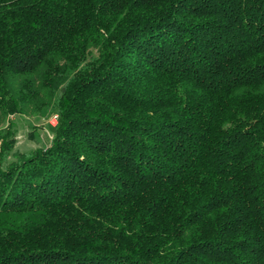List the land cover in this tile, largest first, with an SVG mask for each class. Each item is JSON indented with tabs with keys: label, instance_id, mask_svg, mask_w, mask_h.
<instances>
[{
	"label": "trees",
	"instance_id": "obj_1",
	"mask_svg": "<svg viewBox=\"0 0 264 264\" xmlns=\"http://www.w3.org/2000/svg\"><path fill=\"white\" fill-rule=\"evenodd\" d=\"M0 264H264V0H0Z\"/></svg>",
	"mask_w": 264,
	"mask_h": 264
},
{
	"label": "rangeland",
	"instance_id": "obj_2",
	"mask_svg": "<svg viewBox=\"0 0 264 264\" xmlns=\"http://www.w3.org/2000/svg\"><path fill=\"white\" fill-rule=\"evenodd\" d=\"M50 120L51 117L47 115L26 117L11 113L7 120L0 122V129L14 123L17 132V147L14 156L21 151L47 146L55 133V126L50 123Z\"/></svg>",
	"mask_w": 264,
	"mask_h": 264
},
{
	"label": "built area",
	"instance_id": "obj_3",
	"mask_svg": "<svg viewBox=\"0 0 264 264\" xmlns=\"http://www.w3.org/2000/svg\"><path fill=\"white\" fill-rule=\"evenodd\" d=\"M57 122H58V116H57V115H53V116L51 117L50 123H51L53 126H56V125H57Z\"/></svg>",
	"mask_w": 264,
	"mask_h": 264
}]
</instances>
